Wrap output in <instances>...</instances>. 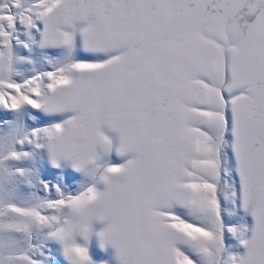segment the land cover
<instances>
[{
    "label": "snow or ice",
    "instance_id": "snow-or-ice-1",
    "mask_svg": "<svg viewBox=\"0 0 264 264\" xmlns=\"http://www.w3.org/2000/svg\"><path fill=\"white\" fill-rule=\"evenodd\" d=\"M0 264H264V0H0Z\"/></svg>",
    "mask_w": 264,
    "mask_h": 264
}]
</instances>
